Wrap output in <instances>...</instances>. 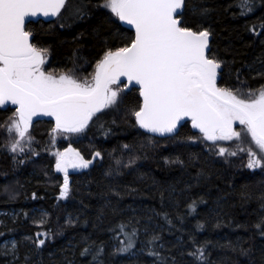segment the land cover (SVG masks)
<instances>
[{"label": "trees", "instance_id": "16d2710c", "mask_svg": "<svg viewBox=\"0 0 264 264\" xmlns=\"http://www.w3.org/2000/svg\"><path fill=\"white\" fill-rule=\"evenodd\" d=\"M243 2L186 0L184 10L189 24L212 32V54L224 61L218 86L242 94L264 86V0H248L253 12L242 10ZM107 17L94 7L82 18L63 9L50 23L29 24L32 42L48 50L46 70L90 78L107 48L133 37L122 25L118 33ZM135 90L122 91L83 132L34 124L23 152L11 151L19 137L5 127L14 112L0 109V242L14 239L17 247L16 259L0 257V264H264V235L255 227L264 218V170L247 167L249 147L261 155L250 135L213 142L186 124L172 136H151L132 115L141 102ZM69 146L91 163L69 172V194L61 197L64 174L55 153ZM221 147L236 155H220ZM12 212L15 219L7 217ZM41 218L43 225L33 222ZM134 229L133 246L118 251ZM37 232L42 246L34 242ZM201 245L203 261L191 254Z\"/></svg>", "mask_w": 264, "mask_h": 264}, {"label": "snow or ice", "instance_id": "6c2138e0", "mask_svg": "<svg viewBox=\"0 0 264 264\" xmlns=\"http://www.w3.org/2000/svg\"><path fill=\"white\" fill-rule=\"evenodd\" d=\"M92 7L107 10V18L118 33L121 22L131 25L134 37H125L122 46L107 48L90 78L80 79L72 70L60 74L47 71L48 50L32 42L30 17L59 16L65 9L82 18L91 14ZM240 7L254 11L248 0ZM186 8V0H97L91 6L72 0H0V106H16L14 118L5 127L19 137L11 143V151L23 152L25 139L31 143L28 132L34 116L54 117V133H80L97 113L116 105L124 89L138 86L142 102L132 109V115L141 128L172 134L185 117H190L192 127L199 129L205 140L217 142L242 139V132L234 127L239 122L261 153L258 156L249 147L247 167L264 170V86L249 88L244 94L239 89L218 86L224 61L212 54L210 29L194 27L184 18ZM225 153L228 149L221 147L219 154ZM228 154L235 156L236 152ZM100 155L99 151L95 153ZM55 157L56 170L64 174L60 196L67 197L68 169L87 168L91 161L71 146L57 151ZM196 207V201L189 205L192 211ZM33 222L45 223L43 218ZM119 227L123 230L125 225ZM255 227L264 235V218ZM135 234L134 229L128 244L118 251L131 248ZM40 236L37 232L34 242L42 246L45 240ZM157 239L156 235L152 237L153 241ZM205 250L201 245L191 254L203 261ZM88 251L85 248L81 255Z\"/></svg>", "mask_w": 264, "mask_h": 264}, {"label": "water", "instance_id": "95a60500", "mask_svg": "<svg viewBox=\"0 0 264 264\" xmlns=\"http://www.w3.org/2000/svg\"><path fill=\"white\" fill-rule=\"evenodd\" d=\"M62 10H63V9H62ZM62 10H61V11H62ZM57 17H58V16H43L42 14H40V15H37V16H35V17H30V19L33 21V23H36V22H38V21H41V22H44V23H50V22L54 21ZM121 25H122L125 29L131 31V32L133 33V37H134V31H135V30H134V28H133L131 25H126V24H123L122 22H121ZM210 45H211V37H210ZM122 79H125V78H122ZM125 82H126V79H125ZM130 87H131V86H130ZM135 89L138 91V94H139L138 86H137ZM140 100H141V102H142V98H140ZM15 108H16V106H15V105H11L10 103L7 104V105L0 106V109L3 110V111H6V110H8V109H14V110H15ZM97 114H99V113H97ZM97 114H96V115H97ZM40 121H46V122H49V123H51V124L53 125V127H55V119H54V117L40 114V115L34 116V117L32 118V124H31V126H30V128H29V131L31 130V127H32L34 124L39 123ZM89 122H90V121H89ZM186 122H189V123H190V127H191V129H192L193 131H195V132H197V133H199V134H201V135L203 136V134L200 133L199 129H195V128L192 127V122H191V118H190V117H185V118L180 122V124L177 126V132L179 131V129L181 128V126H183ZM237 124H239V122H236L235 125H237ZM235 125H234V126H235ZM139 127H140V126H139ZM140 128H141V127H140ZM141 130H143L145 133H147V134H149V135H151V136L158 137V138H166V137L172 136V135H174L175 133H177V132H175V133H172V134H163V135H162V134H159V133H151V132H149V131H147L146 129H143V128H141ZM62 132H63V131H62ZM65 133H68V132H65Z\"/></svg>", "mask_w": 264, "mask_h": 264}, {"label": "rangeland", "instance_id": "374dc122", "mask_svg": "<svg viewBox=\"0 0 264 264\" xmlns=\"http://www.w3.org/2000/svg\"><path fill=\"white\" fill-rule=\"evenodd\" d=\"M93 72H94V70H93ZM123 91H125V89ZM234 127H236L237 131H241L242 134L245 135L243 126L237 124ZM76 169H79V168H76ZM76 169L69 168L68 172H71L72 170H76ZM61 173H63V172H61ZM4 216H5V214L0 212V226L4 225V220H3ZM7 217L9 219H15L16 215L12 212V213L7 214ZM13 242H15V247H13ZM16 248H17L16 247V241L14 239H8V240H5L3 242H0V257L4 258L7 263L13 262L17 257V253H16L17 249Z\"/></svg>", "mask_w": 264, "mask_h": 264}, {"label": "flooded vegetation", "instance_id": "af4514ba", "mask_svg": "<svg viewBox=\"0 0 264 264\" xmlns=\"http://www.w3.org/2000/svg\"><path fill=\"white\" fill-rule=\"evenodd\" d=\"M218 80H219V78H218ZM9 111H11L12 112V110H13V112H15V110L14 109H12V110H10V109H8ZM8 110H6V111H8ZM186 124H188L189 126H190V123L189 122H186L184 125H186ZM183 125V126H184ZM182 127V126H181ZM194 133H196L195 131H193Z\"/></svg>", "mask_w": 264, "mask_h": 264}, {"label": "bare ground", "instance_id": "6f19581e", "mask_svg": "<svg viewBox=\"0 0 264 264\" xmlns=\"http://www.w3.org/2000/svg\"><path fill=\"white\" fill-rule=\"evenodd\" d=\"M126 90H128V89H126ZM136 91V90H135ZM140 98V97H139ZM141 101V100H140ZM40 122H46V121H40Z\"/></svg>", "mask_w": 264, "mask_h": 264}]
</instances>
